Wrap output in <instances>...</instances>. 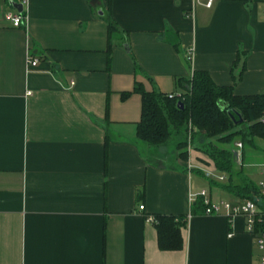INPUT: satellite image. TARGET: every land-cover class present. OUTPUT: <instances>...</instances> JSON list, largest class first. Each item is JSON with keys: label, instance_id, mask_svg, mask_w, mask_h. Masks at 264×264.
I'll use <instances>...</instances> for the list:
<instances>
[{"label": "crops", "instance_id": "crops-1", "mask_svg": "<svg viewBox=\"0 0 264 264\" xmlns=\"http://www.w3.org/2000/svg\"><path fill=\"white\" fill-rule=\"evenodd\" d=\"M3 10L17 11L0 0V264H258L241 215L190 214V190L242 200L208 184L224 174L210 159L168 165L165 145L137 139L132 89L179 93L175 78L201 69L264 92V0H25L20 27ZM108 19L121 36L109 64ZM256 143L243 169L259 184ZM155 213L187 215L181 250L158 248Z\"/></svg>", "mask_w": 264, "mask_h": 264}, {"label": "trees", "instance_id": "trees-1", "mask_svg": "<svg viewBox=\"0 0 264 264\" xmlns=\"http://www.w3.org/2000/svg\"><path fill=\"white\" fill-rule=\"evenodd\" d=\"M24 10L22 14H24ZM107 63H110L112 40L120 38L113 20H107ZM140 70L135 65V71ZM232 75L233 82L241 78ZM179 93H164L153 88L146 90L140 82H135L132 92L141 96V114L136 127V137L144 145L161 147L171 137L187 135L192 143L203 149L217 171L225 174L223 181L207 178L210 186H216L241 200H253L259 210L260 221L264 220V195L260 186L243 169L245 150L258 148L257 140L264 141V92L240 95L234 92V84L218 85L206 70L194 69L189 76L175 78ZM131 92L122 93L127 97ZM171 94L172 96L170 97ZM177 96H176V95ZM181 101L182 107L178 105ZM241 118L242 121L237 123ZM186 138V137H185ZM107 139L105 146L107 145ZM236 141L242 143L241 163L233 155ZM179 148L186 145V139L179 141ZM238 164V165H237ZM206 204L198 195L190 204V214L204 213ZM153 224L157 233L160 250H181L183 238L181 229L187 224V215L155 213ZM261 223L256 222L255 238Z\"/></svg>", "mask_w": 264, "mask_h": 264}, {"label": "built area", "instance_id": "built-area-1", "mask_svg": "<svg viewBox=\"0 0 264 264\" xmlns=\"http://www.w3.org/2000/svg\"><path fill=\"white\" fill-rule=\"evenodd\" d=\"M19 2L24 5L25 0H19ZM23 11V10H22ZM2 18L7 21L11 26L13 27H20L23 26L25 21V15L22 14V12L17 11H11V10H3L1 12ZM192 50H190L187 55L186 59L189 61L191 59ZM38 60L35 58H28V66H35L37 64ZM170 97L172 96L169 94ZM176 95V94H175ZM234 151H235V160L238 164L241 163V150H242V143L240 141H237L234 144ZM261 172L264 173V168H262ZM214 177L217 181L224 180V174H213V172L207 171L206 177L211 178ZM261 193L264 195V180L260 181L259 184ZM201 195L204 199V203L206 204V208L204 213L205 214H214L219 212V210L222 208L226 211V214L229 219L236 215H241L244 218L245 221V228L246 231L250 234H254L255 232V225L256 222L261 223V228L257 231V234L255 236V244L257 249L259 250V258H258V264H264V220L260 221L259 216V210L253 200L250 199H244L241 202L237 204H230L226 201H220L217 203H211L208 193L206 190L201 189L198 191L190 190L188 192V201L189 203H192L195 198ZM143 205L139 206V209H143ZM264 215V214H263ZM147 220L153 221L151 217H147Z\"/></svg>", "mask_w": 264, "mask_h": 264}, {"label": "rangeland", "instance_id": "rangeland-1", "mask_svg": "<svg viewBox=\"0 0 264 264\" xmlns=\"http://www.w3.org/2000/svg\"><path fill=\"white\" fill-rule=\"evenodd\" d=\"M184 139H186V145L179 148L180 146H179L178 142L182 141ZM199 145L200 144H198L197 142L192 143L190 130L188 129L186 136H183L182 134L175 135V136L171 137L167 143H165V147H162V153H165L167 155L165 156V158H162L160 161H163L164 163H166L168 165H178V166L183 165V167H185V168L187 167V169L191 168L190 169L191 171L193 170L194 172L195 171L197 172V169L194 170L192 167L197 166V165L199 166L200 164L206 163L210 159L208 157L207 153L203 149H200L197 147ZM192 152L198 153V156H196V160L199 161L198 162L199 164L198 163L196 164L193 161L192 162L194 164L191 162L190 154ZM162 155L163 154H160V156H162ZM190 166H192V167H190ZM228 198L229 197H226V196L223 197L224 201L229 202Z\"/></svg>", "mask_w": 264, "mask_h": 264}, {"label": "water", "instance_id": "water-1", "mask_svg": "<svg viewBox=\"0 0 264 264\" xmlns=\"http://www.w3.org/2000/svg\"><path fill=\"white\" fill-rule=\"evenodd\" d=\"M10 5L15 8L18 12H22L23 5L20 2H14L13 0H9ZM178 105L182 107L181 101L178 102ZM242 121L241 118L237 120V123H240ZM233 155L235 156V152H233Z\"/></svg>", "mask_w": 264, "mask_h": 264}]
</instances>
